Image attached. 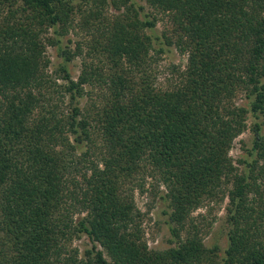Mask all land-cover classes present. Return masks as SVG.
Masks as SVG:
<instances>
[{"label":"trees","instance_id":"trees-1","mask_svg":"<svg viewBox=\"0 0 264 264\" xmlns=\"http://www.w3.org/2000/svg\"><path fill=\"white\" fill-rule=\"evenodd\" d=\"M170 49L186 65L160 85ZM147 180L167 249L143 240ZM224 199L208 247L193 213ZM0 264H264V0H0Z\"/></svg>","mask_w":264,"mask_h":264},{"label":"rangeland","instance_id":"rangeland-1","mask_svg":"<svg viewBox=\"0 0 264 264\" xmlns=\"http://www.w3.org/2000/svg\"><path fill=\"white\" fill-rule=\"evenodd\" d=\"M143 4V3H142ZM164 21H159L157 23V31L161 33L164 30ZM80 36L71 33L69 36L63 38V43L66 46L74 49V43L79 40ZM68 40H71V45L67 44ZM47 55L50 59L49 73L52 74L54 79H56L57 84H63L64 81L59 78L61 75L58 72V66L60 59L57 57L55 48L49 47L47 49ZM154 66L155 76L157 77V83L164 85L166 79L173 78L178 79L177 71L183 70L186 65V56L180 54L175 49H170L169 52L155 54ZM81 67V58H74L69 63V72L72 79L76 80ZM86 98L80 100V105L83 106ZM236 103H243L242 97H238ZM250 120H248V126L250 125ZM252 134L249 129H247L241 136H239L230 151V156L232 157L235 165L240 169L242 165L239 161L245 154V150L250 146ZM145 188L143 191L135 190L134 200L137 208L139 209L141 218V228L143 231V240L150 250H163L167 249L172 244H170V233L167 226V215L165 214L166 206L164 202L159 198L160 193L163 188L160 187L159 190H154L151 187L150 180L145 182ZM227 204V199H224L220 203L209 202L206 203L202 208L198 209L193 213V217L196 218V224L199 228L205 229L204 234H202L204 243L206 246L210 247L213 244H218L222 249L225 247L226 242V216L225 207ZM74 246L78 247L79 251L82 253L85 249L89 248L90 242L82 237L74 242Z\"/></svg>","mask_w":264,"mask_h":264}]
</instances>
